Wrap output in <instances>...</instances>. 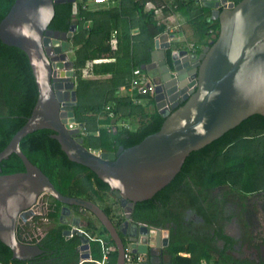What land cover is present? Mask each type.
<instances>
[{
	"label": "water",
	"instance_id": "water-1",
	"mask_svg": "<svg viewBox=\"0 0 264 264\" xmlns=\"http://www.w3.org/2000/svg\"><path fill=\"white\" fill-rule=\"evenodd\" d=\"M194 1L217 22L216 38L197 52L175 46L166 32L153 39L147 61L139 69L153 85L147 99L152 112L163 121L139 143L118 146L113 152L84 148L81 125L74 118L76 73L69 51L75 25L71 23L66 31L48 28L54 5L71 3L75 14L74 0L13 1L0 20V42L24 52L37 95L24 124L0 151V161L14 154L23 166V171L12 174H1L0 169V243L9 249L11 260L26 262L42 253L37 244L20 242L15 227L19 215L34 208L46 194L61 205L57 221L61 236L79 237V260L89 258L90 242L77 229L86 211L112 242L114 264H124L128 248L140 256L139 264H146L154 249L167 246L168 230L132 221L134 204L149 200L165 187L190 152L252 115L264 116V0ZM41 129L52 132L50 137L69 161L87 168L108 187L122 209L118 223L88 200L59 194L26 159L19 141ZM70 206L79 209L73 211Z\"/></svg>",
	"mask_w": 264,
	"mask_h": 264
},
{
	"label": "trees",
	"instance_id": "trees-1",
	"mask_svg": "<svg viewBox=\"0 0 264 264\" xmlns=\"http://www.w3.org/2000/svg\"><path fill=\"white\" fill-rule=\"evenodd\" d=\"M13 1L0 0V20ZM171 1L175 11L195 24L199 38L203 39L201 45H210L216 38L218 25L209 19V10L200 7L194 0ZM229 1L237 3L240 0ZM74 3L75 14L72 13L71 3L54 5L48 28L66 31L71 23L75 25L70 39L77 80L75 90L78 94L73 108L75 121L81 125L83 138L94 132L100 139L94 149L113 152L118 146H133L156 132L163 118L151 112L142 116L133 131L116 127L112 130L110 121L118 115V108L109 106L106 110L110 104L107 94L96 91V88L92 94L85 93L81 97L79 92L87 89L90 83L79 79V70L87 62H92V74H108L110 78L107 82L112 83L110 86L118 85L117 75H121L122 64L128 66L130 63L132 67L139 68L141 63L147 61L152 40L164 32L163 24L157 23L153 11L144 10L145 4L150 3L160 9L165 17L168 7L165 0H107L106 5L96 9H83L86 0H74ZM134 29L138 31L139 45L144 48V57L140 59L134 56L135 37L130 34ZM109 91L111 93V89ZM36 95V86L24 52L0 42V151L24 124ZM82 98L89 104H81ZM99 99L101 102L90 103ZM51 134L50 130L41 129L25 135L19 141L20 151L47 177L59 194L86 199L98 205L110 218V207L100 206L105 196H111L108 187L87 168L69 161L58 143L50 137ZM0 169L1 174H12L23 171V166L16 155L10 154L0 161ZM218 187H226L241 198L259 194L256 206L249 209L242 207L241 211L245 214L246 225L261 227V223H264V116L252 115L203 148L190 152L179 172L165 187L149 200L134 204L130 218L137 223L168 229L165 248L167 264H264V259L259 255L255 263L221 253L215 256L216 248L210 246L208 237L198 239L180 233L179 220L187 205H191L197 215L207 219L208 226L215 225L218 230L217 219L221 218L224 202L211 195V191ZM57 212L58 209H55L49 217L55 218ZM61 229L58 226L45 233L38 241L42 253L26 262L11 260L9 249L0 243V264H78L79 237L73 234L65 239L61 236ZM83 231L91 237L107 238L112 247L109 264H114L116 253L103 228L99 224L89 225ZM248 240L245 232L243 242ZM251 245L258 250L259 246H264V237H257ZM89 252L92 259H100L97 242L89 243Z\"/></svg>",
	"mask_w": 264,
	"mask_h": 264
},
{
	"label": "flooded vegetation",
	"instance_id": "flooded-vegetation-1",
	"mask_svg": "<svg viewBox=\"0 0 264 264\" xmlns=\"http://www.w3.org/2000/svg\"><path fill=\"white\" fill-rule=\"evenodd\" d=\"M198 50L195 49L194 52H197ZM43 198H44V201L40 200L39 202L38 200L34 208H30L28 210L23 211L19 215L16 221L15 234L19 240L23 241V243L28 244L32 242V244L38 245V241L41 239L43 235H45V233L59 226L57 224L58 212L55 218H50L49 214L53 213L55 209L59 210L61 205L56 204L54 200H52L46 194L43 195ZM225 205L222 208L221 218L217 219V223L219 224L218 230L216 229L215 225H213L212 227L208 226V222L206 221L207 219H204L201 216L197 215L196 212L193 210V207L191 205H187V207H185V209L183 210L180 216V220H179V224L181 227L180 233L187 237H191V238L202 239L204 237H208L209 238L208 243L210 244V246H213L216 248L215 256L221 253L224 256H230L234 259H240L239 256L241 255L240 252H241V246L243 245V237L241 234V230L238 227V221L236 218L237 216L235 215L234 212H232L231 209L227 208ZM69 208L72 209L73 211H78L79 209L73 206H70ZM121 212H122V209H121ZM79 218H80L79 221L82 222L81 227L83 228H86L89 225H96V221L94 220L93 216L86 211H83L82 216ZM120 219L121 218H118L116 221H113L112 217H110V220L114 224L118 223ZM36 220H39V221L41 220L42 222L40 223L41 226H45L44 231L42 232V236L40 235L39 237H37L36 238L37 240L35 239L30 240V241L24 240V239L30 238L28 237V234L25 232L26 228L28 229L33 228L31 230L38 232V227L37 228L35 227V225L37 224V222L35 224ZM146 226L160 228L157 226H151L147 224ZM238 242H240V245L239 247L236 248ZM165 248L166 247H162L161 249L160 248L154 249L152 252V256L147 257L145 259L146 264H150L149 260H151L152 262H155V264H167L168 255L165 252Z\"/></svg>",
	"mask_w": 264,
	"mask_h": 264
},
{
	"label": "crops",
	"instance_id": "crops-1",
	"mask_svg": "<svg viewBox=\"0 0 264 264\" xmlns=\"http://www.w3.org/2000/svg\"><path fill=\"white\" fill-rule=\"evenodd\" d=\"M198 4V3H197ZM168 7V13L166 16H169V19H165V16L160 14L161 19L159 20L158 15H156L157 23H161L164 25H178L180 27V30L175 33V36L173 37V42L176 46L178 47H187L188 44H193L197 46L195 42L190 41V37L197 35V31L195 30V24H192L190 21L186 20L179 12L175 11L172 13L171 8H169L168 4H166ZM170 5L172 4V1H170ZM200 5V4H198ZM175 7V5H173ZM99 8V7H98ZM171 14V15H170ZM137 33L138 31L136 29L131 30L130 34L131 36L135 37V51H134V56L137 59H140L144 57V48L139 45V40L137 39ZM157 37V36H156ZM155 37V38H156ZM180 37L182 40H180ZM178 38V39H176ZM175 40V41H174ZM153 41V40H152ZM199 42V41H198ZM184 44V46H181V44ZM203 45L199 44L198 47H202ZM152 49V46L149 50ZM70 59L73 61V51L72 48L70 47L69 51ZM148 56V52H147ZM91 64L92 62H87L83 68L79 70V79L82 81L90 83L87 89H84L83 91L81 90L79 92V95L82 97L84 96L85 93L92 94V91L96 88V91H101V85L104 83L107 85V87L101 91L100 93L107 94V97L110 101V104L106 106V110L108 109L107 107L109 106H116L118 108V115L113 116L111 121H110V128L113 130L116 128H123L129 131H133L138 123L141 121L142 116L145 114L151 113L153 110L150 107V103L145 100L143 97L144 95H140L136 92L135 88L132 86H129V81L132 77V70L136 67H132L130 63L128 66L126 64H122L121 69V75L118 76L119 83L116 86H110L112 83H108L107 80L110 78V75H94L91 72ZM138 68V67H137ZM74 69V68H73ZM127 71V72H125ZM117 79V78H116ZM113 81V80H112ZM92 82H97V84H93ZM114 83V81H113ZM75 89L77 85V80L75 79ZM93 85V86H92ZM96 86V87H95ZM111 89V93L110 90ZM76 92V90H75ZM86 95V94H85ZM78 98V94L76 92V99ZM82 102L81 104H89L87 100L84 98L81 99ZM117 102L119 103L117 105ZM115 107V108H116ZM101 117V115H100ZM106 127V125L104 126ZM95 150L94 148H88ZM100 150V149H97ZM80 228V227H79ZM81 230H85V228L81 227ZM103 238V237H102ZM183 256H187L183 254ZM89 257L90 259V252H89ZM92 260H99V259H92ZM80 261V260H78ZM79 263V262H78ZM91 264V263H90ZM106 264H109V259L107 260Z\"/></svg>",
	"mask_w": 264,
	"mask_h": 264
},
{
	"label": "rangeland",
	"instance_id": "rangeland-1",
	"mask_svg": "<svg viewBox=\"0 0 264 264\" xmlns=\"http://www.w3.org/2000/svg\"><path fill=\"white\" fill-rule=\"evenodd\" d=\"M170 1L171 0H165V3L168 4L169 8H171L172 13H174L175 9H174L173 5H170ZM200 7H202V6H200ZM159 17H160V15H158L157 18H159ZM160 19H161V17L159 18V20ZM179 30H180V27H179ZM190 38L191 39L189 40L190 41L189 43L195 42L197 44V47L203 41L202 38L201 39L199 38L198 33H197V35L192 36ZM176 39H178V38H176ZM180 40H182L181 37H180ZM180 44H181V46H184V44H182V43H180ZM188 45H190V44H188ZM106 87H107V85L105 83L103 85H101V91H103ZM87 94H88V92H87ZM97 95H100V94H97ZM143 98L146 100L149 98V95L145 94ZM95 102H101V100L99 99L96 101H90V103H95ZM99 140L100 139L97 137V135L94 132H91L88 135V137L83 138V146L86 149L95 148L97 146L96 143L99 142ZM105 141H107V140H105ZM211 195L214 196L215 198H217L218 201H223L224 202L223 206L226 204L225 206L227 208L231 209L232 212L235 213V215L237 216L236 218L238 221V227L241 230L242 237H243L245 232L247 233L249 240L246 242H243V245L241 246V252H240L241 255L239 256V258L252 261L253 263L257 262V258H256L257 255H259L262 259H264V246H259L258 250H256L251 245L252 242L257 239V237H264V223L263 222L261 223V225H260L261 227L259 229L257 228V226H255V224L254 225H252V224L246 225L244 222L245 221V214L241 211L242 207H246V209H249L250 206H252V207L254 205L256 206L257 202H258L259 194L250 195V196H247L245 198H241L239 194L230 191L226 187H218V188H215L211 191ZM42 198H43V195L38 199L39 202H40V200L44 201V198L43 199ZM100 206L101 207H104V206L110 207V209H111L110 217H112L113 221H116L118 218H122L121 209L118 206L115 198H113L112 196H110V195L105 196L104 201L100 204ZM36 222H37V224H36ZM40 223H42L41 220L35 221V224H36L35 227L36 228L38 227V232L31 230L33 228H31V229L26 228L25 229V232L28 234V237H30V240H33V239L39 237L40 235L42 236V232L44 231L45 226H41ZM46 227H47V225H46ZM105 239L107 240L106 237H105ZM180 256H183V254H180ZM113 259H115V257Z\"/></svg>",
	"mask_w": 264,
	"mask_h": 264
},
{
	"label": "built area",
	"instance_id": "built-area-1",
	"mask_svg": "<svg viewBox=\"0 0 264 264\" xmlns=\"http://www.w3.org/2000/svg\"><path fill=\"white\" fill-rule=\"evenodd\" d=\"M107 0H86V3L82 6L83 9H96L98 7L106 5ZM145 11L152 10L153 14L156 16L157 14L160 15L161 11L158 8H155L150 3H146L144 6ZM165 19H169V16H166ZM179 31L178 25H164V32H166L171 38L175 36V33ZM199 47L190 44L187 45V49L189 51H194L195 49L198 50ZM129 86H132L135 88L136 92L140 95L148 94L150 95L152 92L153 85L150 83L149 78L146 76L144 72H142L139 68H134L132 70V77L129 81ZM82 234L88 239L89 242H97L99 244L100 249V259L99 260H92L90 257L86 260H80L79 264L83 262H88L91 264H106L107 260L109 259L110 252L112 251V247L108 243V241L104 238H95L89 236L86 232L81 230L80 228H77ZM73 234H69L68 238H70ZM26 241H30V238L24 239ZM35 240H37L35 238ZM23 243V242H22ZM32 244V242L30 243ZM140 256H134L130 249H126L123 255V261L124 264H139Z\"/></svg>",
	"mask_w": 264,
	"mask_h": 264
}]
</instances>
